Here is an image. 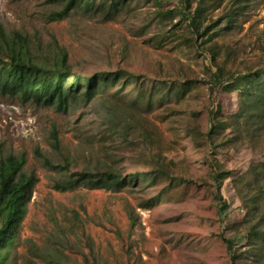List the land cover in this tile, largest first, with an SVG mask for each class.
<instances>
[{
  "label": "rangeland",
  "instance_id": "374dc122",
  "mask_svg": "<svg viewBox=\"0 0 264 264\" xmlns=\"http://www.w3.org/2000/svg\"><path fill=\"white\" fill-rule=\"evenodd\" d=\"M180 1L124 0L116 13L77 7L52 19L63 1L0 0L7 32L28 33L43 45L57 40L69 62L84 67L83 75L124 68L145 75L148 86L168 81L172 90L169 100L158 104L156 98L142 113L146 121L138 130L119 122L118 133L108 129L110 120H118L109 106L131 98L128 89L118 92L121 85L66 110L0 93V156L26 151L24 168L38 176L5 264H264V257L254 262L247 251L250 226L264 227V217L243 201L240 187L247 183L234 180L264 162V131L232 138V116L242 107L247 84L226 90L211 77L213 54L232 74L264 69V0H206L204 25L232 7L240 11L202 38ZM168 9L176 11L162 13ZM215 113L226 126L210 137ZM38 150L70 170L111 163L125 173H152L120 190H58L52 184L62 173L46 166ZM215 158L231 171L220 196L210 177ZM157 165L167 173L153 172ZM225 238L237 248L235 262Z\"/></svg>",
  "mask_w": 264,
  "mask_h": 264
},
{
  "label": "trees",
  "instance_id": "16d2710c",
  "mask_svg": "<svg viewBox=\"0 0 264 264\" xmlns=\"http://www.w3.org/2000/svg\"><path fill=\"white\" fill-rule=\"evenodd\" d=\"M61 1H63V7L52 12V19L63 18L77 7L86 11L96 7L99 11L116 13L124 4V0ZM194 1L196 0H181L179 7L188 16L192 30L201 38L219 25L223 19L231 21L240 11L238 6L232 7L226 14L204 25L203 16L207 1L197 0L193 11H188L192 8ZM175 11L168 9L162 13L172 15ZM216 56L213 54L211 57L216 65V69L211 72L212 81L215 84L226 90L240 88L237 85L242 81L249 86L244 88L241 109L232 116L230 125L232 138L244 134L254 136L256 132L264 131V69L257 68L232 74L216 60ZM83 68H76L69 62L68 50L57 40L43 45L42 41L28 33L19 30L7 32L0 24V93L2 94L17 96L22 102L31 101L38 105L56 106L66 110L77 100H92L100 93L121 85L118 92L128 89V95L131 98L123 101L115 99L111 102L109 109L118 112V120H110L108 125L112 133L120 131L119 122L125 124L127 129L138 130L146 121L142 113L153 107L155 99L157 98L158 104H163L171 96L172 90L168 81L157 80L148 86L143 79L145 75L124 68L99 69L89 75L82 74L85 72ZM162 89L165 92L161 91ZM220 110L221 105H218L216 113ZM216 113L215 122L211 123L212 130L208 133L210 137H212L211 133L220 130L218 128L226 126L225 119L217 117ZM52 137L53 147L60 149L56 130L52 131ZM37 153L43 157V163L46 166L62 173V176L56 178L52 184L58 190L75 189L79 186L120 190L127 186H136L139 181L147 179L152 173V171L143 173L138 170L125 173L111 163H103L96 168L84 167L79 170H70L67 163L55 164L39 150ZM26 162V151L19 153L9 151L0 156V264H5L7 247L13 243L19 233L21 221L38 180L35 171L25 170ZM152 163L156 162L152 161ZM155 171L167 173L166 169L160 165L153 169V172ZM230 173L231 171L225 169L218 159L210 161V177L219 196L223 180ZM234 180L236 185L247 183L244 184L246 186H239L242 199L250 211L260 209L264 217V162L253 163ZM248 191H251L250 197L245 195ZM129 213L131 215L130 209ZM248 238L252 246L247 251L252 252L254 262H259L264 257V227H261V223L250 226ZM225 241L232 262H235L238 254L234 241L230 238H225Z\"/></svg>",
  "mask_w": 264,
  "mask_h": 264
}]
</instances>
